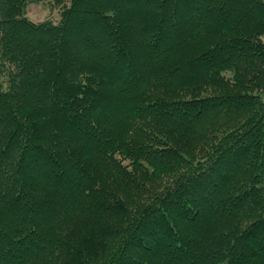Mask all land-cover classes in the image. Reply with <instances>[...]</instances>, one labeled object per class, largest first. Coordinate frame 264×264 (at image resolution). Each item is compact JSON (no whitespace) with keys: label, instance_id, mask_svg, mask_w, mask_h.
I'll list each match as a JSON object with an SVG mask.
<instances>
[{"label":"trees","instance_id":"obj_1","mask_svg":"<svg viewBox=\"0 0 264 264\" xmlns=\"http://www.w3.org/2000/svg\"><path fill=\"white\" fill-rule=\"evenodd\" d=\"M0 0V264H264V0Z\"/></svg>","mask_w":264,"mask_h":264},{"label":"rangeland","instance_id":"obj_2","mask_svg":"<svg viewBox=\"0 0 264 264\" xmlns=\"http://www.w3.org/2000/svg\"><path fill=\"white\" fill-rule=\"evenodd\" d=\"M58 10V6H55L54 0H39L29 7L28 15L34 20L45 18L57 20L59 18Z\"/></svg>","mask_w":264,"mask_h":264}]
</instances>
